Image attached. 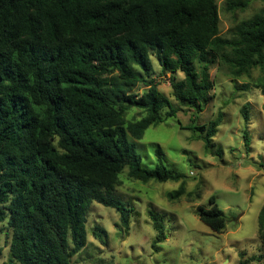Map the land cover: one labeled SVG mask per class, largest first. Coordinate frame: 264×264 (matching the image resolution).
<instances>
[{"label": "trees", "instance_id": "16d2710c", "mask_svg": "<svg viewBox=\"0 0 264 264\" xmlns=\"http://www.w3.org/2000/svg\"><path fill=\"white\" fill-rule=\"evenodd\" d=\"M253 1L264 3L227 0L226 10L244 11ZM219 25L216 0H0V225L11 231L4 264H72L87 245L94 203L115 209L128 231L133 209L115 195L126 169L144 184L182 180L160 148L157 166L144 167L131 138L142 140L164 122L166 108L167 117L177 114L154 82L153 58L164 72L184 74L171 80L173 97L198 111L209 99V65L217 55L236 77L264 70V8L229 38ZM140 85L146 90L133 92ZM130 108L145 117L128 122ZM242 114L248 124L247 105ZM222 120L220 112L201 131L207 149ZM244 142L249 148L248 131ZM185 195L182 182L167 196ZM210 204L199 206L198 216L221 234L227 216L215 197ZM149 214L156 247L167 239L164 220ZM258 225L264 247V205ZM104 233L93 230L106 244Z\"/></svg>", "mask_w": 264, "mask_h": 264}, {"label": "rangeland", "instance_id": "374dc122", "mask_svg": "<svg viewBox=\"0 0 264 264\" xmlns=\"http://www.w3.org/2000/svg\"><path fill=\"white\" fill-rule=\"evenodd\" d=\"M227 0H216L220 17V36L230 37V30L250 19L264 8L253 1L244 11L229 12ZM213 54H210L212 59ZM154 82L171 101L177 114L150 127L142 140H135L144 167L154 169L158 164L156 150L164 153V162L177 174L180 182L144 184L129 177L126 169L120 175L116 189L118 197L131 213L130 229L121 227L120 214L112 208L94 203L88 215L86 247L72 264H264V247L258 236V216L264 205V70L252 68L248 74L234 76V69L217 55L209 65L212 89L201 111L178 103L173 97L171 80L184 79V74L164 72L153 58ZM201 69L200 63H194ZM142 85L133 92L142 94ZM249 107V122L245 123L242 109ZM223 120L209 149L201 139V131L219 113ZM145 113L130 108L128 122L139 121ZM196 128V129H194ZM249 132L250 146L244 142ZM184 182L186 195L178 200L168 199V193ZM190 194V196L188 195ZM216 202L227 216L223 233H214L199 218L197 208H210ZM164 220L167 239L154 246L157 231L150 211ZM96 226L105 230L106 244L93 235ZM11 231L7 223L0 225V264L10 258Z\"/></svg>", "mask_w": 264, "mask_h": 264}, {"label": "crops", "instance_id": "0c3cea01", "mask_svg": "<svg viewBox=\"0 0 264 264\" xmlns=\"http://www.w3.org/2000/svg\"><path fill=\"white\" fill-rule=\"evenodd\" d=\"M73 259H74V258H73ZM73 259H72V260H73Z\"/></svg>", "mask_w": 264, "mask_h": 264}]
</instances>
